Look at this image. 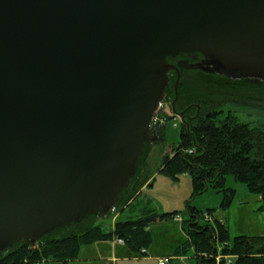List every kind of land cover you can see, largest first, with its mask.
Returning <instances> with one entry per match:
<instances>
[{
	"label": "water",
	"instance_id": "1",
	"mask_svg": "<svg viewBox=\"0 0 264 264\" xmlns=\"http://www.w3.org/2000/svg\"><path fill=\"white\" fill-rule=\"evenodd\" d=\"M179 54L264 81V0H0V253L108 217Z\"/></svg>",
	"mask_w": 264,
	"mask_h": 264
},
{
	"label": "trees",
	"instance_id": "2",
	"mask_svg": "<svg viewBox=\"0 0 264 264\" xmlns=\"http://www.w3.org/2000/svg\"><path fill=\"white\" fill-rule=\"evenodd\" d=\"M180 76L177 92L178 76L176 73L170 76L165 95L173 114L183 119L180 142L162 159L160 172L175 181L189 175L193 184L191 199L209 191L220 194L222 202L218 210L223 212L231 208L236 196V189L227 186L231 178L261 198L258 212L264 213V126L241 122L226 111L232 102L264 101V81L233 80L219 73L185 69H180ZM162 137L163 129L159 141ZM151 149L152 144L146 145L139 171L134 182L131 181V189L135 191L149 179L143 177V172ZM122 204L117 205V210ZM187 209L189 218L184 230L188 240L177 256L190 254L196 264H264V237L241 236L231 240L226 222L217 218L213 224L204 221L205 214L214 216L217 210L202 212L191 202ZM176 215L178 212L149 211L138 220L116 221L110 232L99 224L101 216H88L38 242L14 243L0 253V264H70L79 259L83 247L114 239L123 240L136 256H144L152 244L148 231L151 224L173 220Z\"/></svg>",
	"mask_w": 264,
	"mask_h": 264
},
{
	"label": "rangeland",
	"instance_id": "3",
	"mask_svg": "<svg viewBox=\"0 0 264 264\" xmlns=\"http://www.w3.org/2000/svg\"><path fill=\"white\" fill-rule=\"evenodd\" d=\"M198 68H200L198 65H185L183 69L188 71H201ZM178 71L179 75L176 73L178 76L176 92L181 77L180 70ZM213 71L214 70L203 72L217 73ZM166 106L163 110V115L161 114L162 117L159 116L157 118L156 126H154L159 133L160 122L162 121V141L155 143H153V141L151 142V153L145 161V172H143V177L148 176L152 178L149 183L152 186H147L144 192L137 196L136 193L139 191L138 189L135 192H130L132 188L131 185L134 182L133 180L129 190L120 201L123 203L121 207H119L114 215L111 214L107 218L101 216L102 219L99 221V224L103 226L105 232H110L113 229L112 227L116 219L121 221L127 219L138 220L144 216L143 214L146 210L155 211L158 214L178 212L177 216H179L182 221L180 222L174 219L166 222H153L149 228L152 235V244L148 256H136L132 252L131 254L128 252L129 255L119 254V264H158L161 259L167 257L164 254L171 253L169 255L172 257V255L175 254L174 251L172 252L175 248L174 244H177L176 242H182L181 244H183L186 241V234L183 228L185 221L189 218L187 209V204L189 202H191L192 206L197 210L202 212L217 210L214 217L218 219L222 218L227 221L231 240L241 236L264 237V213L258 212L262 204L261 198L250 194L243 184H236L231 178L227 181V186L235 188L237 194L231 208L223 212L218 210L222 202L220 194L215 191H209L191 199L193 184L189 175H184L179 181H175L160 172L162 159L168 154H171L173 149L177 147L180 142V132L183 123V119L175 116L172 110L168 108L171 107L170 103ZM226 111L230 112L241 122L256 126H264V101L259 99L253 102L250 100L245 102H232L227 105ZM130 201H134L133 206H128ZM155 247L156 252L153 253V248ZM120 249L124 250V252L127 251V248L124 246L122 248L119 247V252L121 251ZM112 252L113 248L109 243H100L83 247L80 251L79 259L70 264H109L108 260ZM173 262H171V264H182L180 261ZM47 264L59 263L49 262ZM110 264L113 263L111 262ZM184 264H196V262L195 260H189L187 258Z\"/></svg>",
	"mask_w": 264,
	"mask_h": 264
},
{
	"label": "crops",
	"instance_id": "4",
	"mask_svg": "<svg viewBox=\"0 0 264 264\" xmlns=\"http://www.w3.org/2000/svg\"><path fill=\"white\" fill-rule=\"evenodd\" d=\"M151 180H152V178H149L148 179V181L145 183V184H142L141 186H140V188L138 189L139 191L136 193V195L138 196V195H140L142 192H144V190L146 189V187L147 186H149L150 184V182H151ZM150 186H152V185H150ZM236 194H237V191H236ZM133 203H134V201L132 202V201H130L129 203H128V206H133ZM149 211H151V210H146L145 212H144V214L146 213V212H149ZM143 214V215H144ZM118 219H119V217H118ZM226 223H227V221L225 220V219H223ZM170 221H172V220H170ZM157 222H159V221H157ZM166 222V221H165ZM227 226H228V224H227ZM150 228V227H149ZM149 228H148V231L150 232V230H149ZM229 228V227H228ZM184 229V228H183ZM185 231V230H184ZM150 234H151V232H150ZM185 234H186V232H185ZM152 236V235H151ZM188 240V236H187V234H186V241ZM185 241V242H186ZM184 242V243H185ZM105 243H109L110 245H111V247L113 248V252H112V255H111V257L109 256V264L112 262L113 264H119V254H121V255H129V253L128 252H130V254H131V251L127 248V246L126 245H120V244H116V242L115 241H111V242H104V244ZM177 244H174L175 246V248L172 250V252L174 251V255H172V257L169 255V254H171V253H166V254H164V255H166L167 257L166 258H174L175 260H174V262H182V264H184L185 262H186V260H187V258L189 259V260H194V259H191V255L190 254H188V256H183V257H178L177 256V254H178V251H179V248L184 244H181L182 242H180V243H178V242H176ZM100 244V243H99ZM126 247L127 248V251H125L124 252V250H121L120 252H119V247ZM151 247V246H150ZM150 249L151 248H149L148 250H147V253H146V255H144V256H142V257H146V256H148V252L150 251ZM129 250V251H128ZM156 252V247L155 248H153V253H155ZM193 254V253H192ZM187 257V258H186ZM173 262V263H174ZM196 262V261H195Z\"/></svg>",
	"mask_w": 264,
	"mask_h": 264
},
{
	"label": "flooded vegetation",
	"instance_id": "5",
	"mask_svg": "<svg viewBox=\"0 0 264 264\" xmlns=\"http://www.w3.org/2000/svg\"><path fill=\"white\" fill-rule=\"evenodd\" d=\"M171 66L176 67L178 70L183 69L185 65L189 66H199L201 71H212L213 66L210 61L205 59L200 54H179L175 57H170L167 59ZM173 73H177L175 70H171L169 77L173 76ZM177 84L175 85V89Z\"/></svg>",
	"mask_w": 264,
	"mask_h": 264
},
{
	"label": "built area",
	"instance_id": "6",
	"mask_svg": "<svg viewBox=\"0 0 264 264\" xmlns=\"http://www.w3.org/2000/svg\"><path fill=\"white\" fill-rule=\"evenodd\" d=\"M156 123H157V120L154 121V125H156ZM189 153L192 154V151H190ZM175 219H176L177 221H181V218H180V217H176ZM205 220H206L207 222H211V221H212L211 218H210L209 216H206V217H205ZM118 244H123V241H122V240H119V241H118ZM169 262H170V259H163V260H160V261H159V264H168Z\"/></svg>",
	"mask_w": 264,
	"mask_h": 264
}]
</instances>
